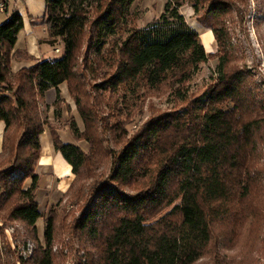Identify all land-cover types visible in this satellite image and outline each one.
Masks as SVG:
<instances>
[{"label":"trees","instance_id":"obj_1","mask_svg":"<svg viewBox=\"0 0 264 264\" xmlns=\"http://www.w3.org/2000/svg\"><path fill=\"white\" fill-rule=\"evenodd\" d=\"M141 1L45 0L42 25L47 33L41 42L52 47L61 43L62 55L57 58L38 60L26 49H15L24 28L18 10L0 23V120L5 122L0 218L24 223L35 240L43 213L34 168L42 152L41 135L50 126L40 100L50 89H55L59 117L60 85L68 84L86 124L81 131L70 120V130L76 140L90 143L85 151L63 142L57 129L49 127L56 151L75 174L64 197L69 193L81 197L82 180L96 175L109 157L94 122L95 111L83 102L85 69L107 74L96 86L113 93L124 88L123 97L130 92L132 103L161 88L182 100L179 107L151 118L128 140L127 129L118 127V137L125 142L111 155V174L93 188L76 221L91 242L86 264H195L213 241L215 225L228 222L242 207L252 209L250 202L258 191L253 170L264 104H257L245 83L247 75L232 65L222 32L223 17L235 10L236 3L167 0L158 17L137 27ZM185 5L212 29L225 52L218 78L193 98L185 85L211 54L182 13ZM84 40L86 53L93 56L85 55L80 73L78 54ZM23 60L36 63L13 71V61ZM28 178L32 182L25 187ZM56 217L50 209L45 218L46 248L39 250L34 264H53Z\"/></svg>","mask_w":264,"mask_h":264},{"label":"rangeland","instance_id":"obj_2","mask_svg":"<svg viewBox=\"0 0 264 264\" xmlns=\"http://www.w3.org/2000/svg\"><path fill=\"white\" fill-rule=\"evenodd\" d=\"M230 1L236 3L235 10L223 17L224 27L222 24L219 26L221 29L223 27L222 32L225 34V52L230 56L232 65L247 75L245 82L247 88L255 96L257 104L261 105L264 104V0ZM160 2L161 0H142L139 3L137 27L145 26L161 14L159 12ZM21 6H24L22 0L18 3L11 0L10 10L8 9V13H0V19ZM146 6L147 9H145ZM181 11L188 23L200 34L207 53L211 54L209 60L200 64L193 78L185 85L188 97L193 98L202 94L204 88L218 78L219 61L222 53L225 52H222L212 29L200 22L190 5L183 6ZM30 19L34 18L30 17ZM42 21L43 16L40 22L32 24V26H38L36 34L38 43L43 51H47L43 52L44 57L42 58L52 55L61 56L63 51L61 43L52 47L41 42L47 33ZM55 47H58L60 51L57 52ZM86 51L87 42L84 40L83 48L78 54L80 73L84 71L85 55L87 54L90 58L93 56L92 53H86ZM107 77V74L101 71L93 74L85 69L82 79L84 82L83 102L95 111L94 122L102 140L101 144L108 151L109 157L104 164L99 166L96 175L82 180L84 188L81 197L74 195L75 193H69L50 206L49 210L53 209L57 212V226L52 243L53 264L87 263L90 238L77 228L76 221L88 206L93 188L99 182L108 179L111 174V155L118 152L125 142L123 139L120 140V136L118 137V127L122 125L127 129L125 140H128L151 118L182 104V100L166 88L153 91L147 97L132 103L130 92L123 97L124 88L113 93L96 86ZM61 96L63 98L60 105L61 115L56 117L57 106L55 102L48 101L45 94L40 100L43 117L49 121L50 126L57 129L63 142L73 141L85 151H89V141L76 140L70 130V120H75L81 131H85L86 124L76 104L75 96L66 82L63 85ZM260 123L262 127L256 151L257 164L253 170L259 186L250 202L252 209L243 211L246 207H242L228 218V222L216 224L213 241L208 246L205 255L195 264H264V118ZM49 127H46L43 134L51 136L52 139ZM30 181L31 178L25 181V187H28ZM67 183H65L66 186ZM62 186L66 187L64 184ZM49 210L43 212L44 224L42 230H38L37 240L30 235L24 223L4 221L0 218V226L3 225V229L0 230V264H34L39 250L46 248L44 230L45 218Z\"/></svg>","mask_w":264,"mask_h":264},{"label":"crops","instance_id":"obj_3","mask_svg":"<svg viewBox=\"0 0 264 264\" xmlns=\"http://www.w3.org/2000/svg\"><path fill=\"white\" fill-rule=\"evenodd\" d=\"M16 3L20 0H14ZM24 6H21L17 9L24 18V28L21 30L19 34L18 41L15 45V49H26L31 55L35 56L38 60L43 59L42 54L43 48L39 45L37 40V29L38 26H32V24H36L40 22L42 16L45 13V0H22ZM167 0H161L160 2V13H162L165 3ZM8 7L10 10L11 0H6ZM148 6V5H147ZM147 6L145 9H147ZM11 13V12H10ZM9 13V14H10ZM9 14L6 15L5 18L0 19V23L4 21ZM156 16V15H153ZM34 18V19H30ZM36 27V28H32ZM58 56L52 55L47 58H57ZM36 63V60H23V61H13L12 69L13 71H17L22 67H29ZM65 83V82H64ZM62 83L60 85L61 93L63 89ZM47 100L54 102L56 99L55 89H50L47 93ZM5 130V122L0 120V152L3 149V135ZM65 143H74L73 141H65ZM41 144H42V152L41 156L34 168L36 174L39 175V187L37 189V200L40 205V210L43 213L44 211H48L50 206L60 200L67 190L69 189L71 183L75 179V174L72 172V166L67 160L63 157L62 153L56 151L51 136L43 134L41 136ZM76 144V143H75ZM78 145V144H77ZM31 181L29 182L31 184ZM66 182L67 186H66ZM29 184V185H30ZM64 184V187L62 186ZM28 185V186H29ZM41 222V223H40ZM43 217L39 218L37 221L38 230H42L43 228Z\"/></svg>","mask_w":264,"mask_h":264},{"label":"built area","instance_id":"obj_4","mask_svg":"<svg viewBox=\"0 0 264 264\" xmlns=\"http://www.w3.org/2000/svg\"><path fill=\"white\" fill-rule=\"evenodd\" d=\"M7 5L8 4H7L6 0H0V13H4L6 11V9L8 7ZM56 51L59 52L60 49L56 48Z\"/></svg>","mask_w":264,"mask_h":264}]
</instances>
